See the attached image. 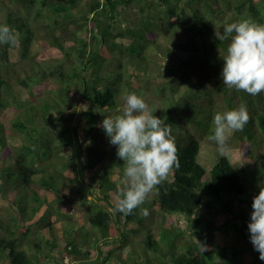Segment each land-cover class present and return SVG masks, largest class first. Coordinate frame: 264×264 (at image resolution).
<instances>
[{"label":"trees","instance_id":"16d2710c","mask_svg":"<svg viewBox=\"0 0 264 264\" xmlns=\"http://www.w3.org/2000/svg\"><path fill=\"white\" fill-rule=\"evenodd\" d=\"M10 1L22 3L25 11L7 12L5 24L0 10V26H7L10 35L7 42L0 41V118L12 106L18 109L24 105L30 128L20 119L11 124L29 141L20 154H15L3 136L5 124L0 122V197L11 209L19 202L17 186L25 191L23 207L12 213L17 225L0 215V262L47 264L66 254L73 264H108L121 251L131 254L143 249L147 264H264L250 241L248 229L253 198L259 193L258 182H264V157L256 152L264 148V92L252 96L223 85L221 57L229 41L215 36L216 30L223 31L225 14L230 19L227 23L251 19L264 24V0ZM5 2L1 3L6 7ZM139 2L142 15L133 22L127 16ZM43 18L61 29L56 34V28H52L42 42L44 48L63 53L64 60L56 69L41 65L33 56V46L38 41L33 23ZM160 39L167 42L168 52L179 53L184 59L185 68L173 73L188 79L185 95L177 101L173 98V93L179 91L173 87L176 83L170 86L171 95H165L167 91L158 89V85L154 87L165 108L161 115L152 110L171 125L180 166L131 214L113 215L109 209L115 205L118 186H123L124 162L100 125L104 116L117 114L123 88L128 86L139 95L145 90L144 83L154 79L150 53L165 50ZM21 61L32 64V73L18 78L22 86L31 90L30 100L22 104L12 82L16 77L13 65ZM189 71L201 72L205 84L192 82L194 77ZM50 77L56 82L53 86L47 84ZM36 90H40L38 95ZM80 102L86 104L87 110L82 111L85 141L78 127L71 121L67 123L70 109ZM242 104L250 119L230 140L251 146L243 166L237 167L226 155L208 170L199 157L203 138L212 134L214 114ZM44 125L52 126L50 136L39 134ZM38 137L40 141L33 144ZM35 147L40 151L37 155L32 154ZM53 155L58 160L52 159ZM97 161L101 162L98 166ZM7 168L13 171L10 175L5 173ZM101 169L105 170L104 176L97 181L95 177ZM69 186L74 189L69 190ZM68 191L78 195L75 214L63 213L59 208L75 200L74 193ZM243 195L246 198L240 199ZM237 199L246 206L235 204ZM142 206L148 210L147 215H141ZM218 207L235 217L225 218L216 228ZM179 213L184 216H175ZM159 214L173 216L166 215L162 220ZM150 216L154 229L159 230L157 237L153 228L144 224ZM140 229H145L150 240L134 252L129 234L136 235ZM188 229L191 235L185 244L178 245ZM216 229L224 237L237 238L238 245L230 250L227 245H215L213 240L199 242L205 238L206 230L213 233ZM113 239L119 247L107 255L104 249L112 245Z\"/></svg>","mask_w":264,"mask_h":264},{"label":"clouds","instance_id":"9594fccd","mask_svg":"<svg viewBox=\"0 0 264 264\" xmlns=\"http://www.w3.org/2000/svg\"><path fill=\"white\" fill-rule=\"evenodd\" d=\"M215 36L220 41H229L225 54L220 55L223 85L252 96L264 92V24L243 19L225 24L222 32L216 30ZM9 39L7 26H0V41ZM249 119L243 104L214 114L208 139L215 142L222 157L230 150L231 135L242 131ZM100 127L110 144L117 146V156L124 162L123 186H118L115 205L109 211L113 215L131 214L180 166L171 125L154 115L142 95L131 92L125 94L124 105L117 109L116 115L104 116ZM258 187L248 229L259 259L264 260V185ZM142 211L147 215V209Z\"/></svg>","mask_w":264,"mask_h":264},{"label":"rangeland","instance_id":"374dc122","mask_svg":"<svg viewBox=\"0 0 264 264\" xmlns=\"http://www.w3.org/2000/svg\"><path fill=\"white\" fill-rule=\"evenodd\" d=\"M2 1H6L5 2L7 5L6 7L4 6L5 4L1 3ZM140 2L136 5H134V7L131 10H129V15L127 17L133 22L138 20V18H137L138 16L142 15ZM0 8H1L0 10L2 12L3 23H5V24H6L5 18H6L7 12L18 11V12L23 13L25 11V8H24L22 3L17 2V1L11 2L10 0H0ZM4 9H7V10H4ZM31 15H35L33 10H31ZM223 20L226 21V24H227V21L230 20L229 15L225 14L223 16ZM32 22H34V19L32 20ZM33 25H34L33 28L36 32L35 37L38 39V41L35 42V44L33 46V51H32L33 56L35 57L36 60H38V62H40L41 65H43L45 67L46 66L52 67V68L59 67L61 64V61L64 60L63 53L58 52L55 48H52V47L44 48L42 42H44L45 38L47 37L48 32L52 31V28H56V30H55L56 34H60V30H61L60 27L58 25H53V22H51L50 19H46V18H43L40 21H38V20L35 21L33 23ZM52 26H54V27H52ZM219 27H221V25H219ZM53 31H54V29H53ZM160 40H161L162 44H164L165 50L163 52H161L159 50H152L150 53L153 56V60H154V64L151 65L152 69H151L150 73H151V76H155V77H154V79H148V81H146L145 83L143 82L145 84V88H144L145 90L141 91V94H139V95H142L144 97L145 101L149 104L151 109L154 108L155 110L158 111L157 114H159V115L162 114V112L165 108V105L159 100V95L154 92L155 91L154 87L156 85H158V89H164L167 91L165 93V95H168V94L171 95L170 86L172 83H176L175 85L173 84L174 88L179 89V91L177 93H173V96H174L173 98H175L176 101L181 99L183 97V95H185V92L188 88L187 87L188 79H185V78L181 79L180 77L175 75V73H173L175 71L182 70L185 68L183 57L179 53H176L177 54L176 55L173 52H168V49L166 48V46H168V44H166L167 42L164 39H160ZM70 44H72V42ZM46 62H49V65ZM68 65H69V62H68ZM13 66L15 67V72H13V74L16 77L14 79H12V82H13V85L15 86L16 96L19 100H21V104H22V102H28L30 100L31 90H30V88L22 86L20 84L18 78L19 77H25L27 74L32 73V64L25 63V62L21 61V62H17V63L15 62V64ZM189 73L194 77L192 82L195 81V82H198V84L205 82V80H203L204 78L201 77V72L197 71V72L193 73V71L192 72L189 71ZM54 83H56V82L51 77L47 81V84L50 86H53ZM127 87L128 86L123 88V94H121L120 101H119L120 102V108H122L124 105L125 94L131 93V90L127 89ZM39 91L36 90V91H34V93L37 94ZM160 99L163 100V98H160ZM81 105H84V106H81ZM23 106L24 105L19 106L18 109H16L15 106H12L0 118V122L5 124L4 125L5 128L3 129L4 130L3 136L7 140V143L13 147L14 151L16 152L15 154H20L23 151L22 148L25 146V144L29 143V141L27 139V135L24 132L14 128L11 125L12 123L14 124L16 119H20L24 123H27L28 127L30 128V124L28 123L27 119L25 118L26 110ZM79 106H81V107L79 108ZM84 109H86V104L84 102H80L76 108L70 109L69 113L71 114V119H68L67 123L69 121H71L72 125L77 126L80 134L82 135V139L85 141L87 139H85L86 137H85V132H84V123L82 121V111ZM183 115L187 116L188 112L183 113ZM52 116L55 120V117H57V110L55 111V113L52 114ZM188 126H190V128L194 130L192 125L188 124ZM50 128H52L51 125L49 127H46V125H44V127L40 130L39 134H41L42 132H45L46 135H49ZM32 129H34V127H32ZM39 137H41V136H39ZM39 137L37 139L35 138V141L33 144H35L36 141H40ZM51 137H53V136H51ZM88 142L91 144L90 140H88ZM104 143H106V141H104ZM87 146H88V144L84 145L85 150H86ZM228 146H229L230 150L227 152L226 155H229L230 158L233 160L234 164L237 167L241 168L243 166V158H245V156L248 155V150L251 148V146L246 144V143H243V142L231 141L230 139L228 141ZM40 148H42V146ZM36 149H37V147L33 148L32 154L37 155V153L40 152ZM256 152H258L257 153L258 156H261V154H262L264 157V148H260L259 150H256ZM70 153L71 152H69L68 154H70ZM40 155L44 159L43 152H41ZM220 156L221 155L217 151V146H216L215 142L210 141L208 139V136H205V138H203V140H202V149H201V153H200V157H199L201 164L205 168L210 170L218 162V159L220 158ZM53 158H55V160H58L57 156L53 155L52 159ZM83 159L85 161L87 160V154H84ZM93 159H94V157H93ZM93 163H96V162H93ZM100 163H101L100 161H97L96 166H98ZM260 163H261V161H259V164ZM6 166H8V165H6ZM102 169L97 172V175L95 177L97 181H99L101 179L102 175L104 176L105 170L103 171ZM12 172L13 171L10 170V168L5 169L6 175H10ZM168 178H170V179L172 178V173H170ZM258 184L264 185V182L259 180ZM17 187L18 188H17L16 192H17V197H18L19 202H17L15 208H13V207L11 208L12 210L9 208V206L6 205V202H4L2 200V198L0 197V215L5 220H7V222H9V223H11V221L14 223V219H12V213L14 214V209H17V211L20 212L19 209L23 207V203L21 201H23V193L25 191L20 188V187H22L21 185H19ZM2 189L3 188L0 185V191ZM73 189H74V186H69V190H73ZM255 190H257V188ZM68 192L74 193V191H68ZM93 194H94V192H93ZM152 194H153V192H151L149 195L152 196ZM74 196H75V200L72 199V201H70L69 203H67L65 205H61L59 207L63 213L75 214L77 212V205L75 204V202L77 200L76 197L78 196L77 193L76 194L74 193ZM245 198H246V195H243L240 197V199H245ZM235 204H237V205L239 204L240 206H246L245 204H242L239 199H237L235 201ZM219 208L220 207H218L216 209V212H215V214L217 215L215 217L216 220L214 222L216 228H218L219 225L222 224V222L225 220V218L230 219V218L235 217L234 214H230L228 212L226 213V212L222 211V209L219 210ZM142 209H143V206L141 207V215L143 213ZM166 215H168V214H166ZM177 215L181 216V217L184 216L183 214H180V213L175 214V216H177ZM160 216L162 217V220L165 217L163 214H161ZM168 216H173V215H168ZM10 217H11V219L9 220ZM150 218H151V216L149 218H147V220H146L147 222L144 221V224H146L147 227L153 228V234H155V237H157L156 232H159V230L154 229V228H156V225H152L153 221L150 220ZM236 220L241 221L238 218ZM183 222H184L183 224H185V225L188 224L185 221H183ZM14 224L17 225L16 222ZM63 226H65V225H63ZM18 227H20V224ZM63 228H60L58 230L59 236H61L63 234ZM188 228H190V227H188ZM205 233H206L205 238L203 240L202 239L199 240V242L201 244H203L205 241L213 240V242H215V245H218L221 247H223L224 245H227V247L231 250L233 247L237 246L239 243V240L237 238H234L233 236L224 237V235H222L218 229H216L213 233H209V231L206 230ZM134 234H136V235L129 234V238H130V240H132L134 242V244H133L135 246L134 252L136 251L137 248H138V252H139L140 247L144 248V245L150 240V237H149V234H147V232L145 231V229H140L139 233H134ZM190 235H191V233H190V230L188 229L186 231L187 237L185 236L183 238V240H180L178 242V245L185 244V240H187ZM43 240H44V238H43ZM194 240L197 241L198 237L194 238ZM110 243L112 245L105 247V249H104L105 253L108 252L109 250L113 249V248L119 247L117 241H115L114 239L110 240ZM160 243L162 244V242H160ZM121 257H124V258L121 259ZM154 257H155V254H153V258ZM75 260H76V262H78V259H75ZM135 262H140L139 264H147V255L145 254L143 249H141L139 253H137V251H136L135 253H131V254H130V252L128 253L127 250L125 252L121 251V252H119V255H116L112 259H110L108 264H111V263L135 264ZM0 264H4V263L0 262ZM47 264H73V260L70 258L69 255L64 254V255H58L57 260L54 263L47 262Z\"/></svg>","mask_w":264,"mask_h":264}]
</instances>
